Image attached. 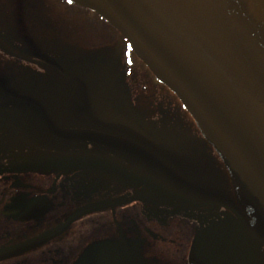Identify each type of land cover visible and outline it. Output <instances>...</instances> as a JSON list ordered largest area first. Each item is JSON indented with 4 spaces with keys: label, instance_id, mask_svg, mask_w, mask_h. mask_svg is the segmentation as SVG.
<instances>
[{
    "label": "flooded vegetation",
    "instance_id": "flooded-vegetation-1",
    "mask_svg": "<svg viewBox=\"0 0 264 264\" xmlns=\"http://www.w3.org/2000/svg\"><path fill=\"white\" fill-rule=\"evenodd\" d=\"M33 16L29 5L0 6V264H264V247L254 259L236 251L248 219L216 153L198 134L189 142L177 136L175 118L166 131L133 106L126 70L132 60L146 69L117 32L94 15L99 49L52 52L34 40ZM38 105L79 114L100 108L132 121L233 211L149 205L139 200L141 189L92 172L11 170V145Z\"/></svg>",
    "mask_w": 264,
    "mask_h": 264
},
{
    "label": "water",
    "instance_id": "water-1",
    "mask_svg": "<svg viewBox=\"0 0 264 264\" xmlns=\"http://www.w3.org/2000/svg\"><path fill=\"white\" fill-rule=\"evenodd\" d=\"M116 30L193 120L226 169L248 224L243 260L264 247V0H63ZM20 172L84 171L141 189L149 205L227 200L181 173L156 140L116 113L38 105L11 145ZM238 258V257H237Z\"/></svg>",
    "mask_w": 264,
    "mask_h": 264
},
{
    "label": "rangeland",
    "instance_id": "rangeland-1",
    "mask_svg": "<svg viewBox=\"0 0 264 264\" xmlns=\"http://www.w3.org/2000/svg\"><path fill=\"white\" fill-rule=\"evenodd\" d=\"M1 4L29 5L30 10H34V40L52 52L96 50L103 45V34L95 23V16L61 0H0ZM8 25H11L10 20ZM135 62L132 60V68L126 70L127 77L123 81L133 106L142 117L155 122L158 117L156 125L166 131L171 127L170 119L175 118L177 136L187 138L186 141L192 140L193 137L188 138L190 135L199 136L193 120L176 98Z\"/></svg>",
    "mask_w": 264,
    "mask_h": 264
},
{
    "label": "trees",
    "instance_id": "trees-1",
    "mask_svg": "<svg viewBox=\"0 0 264 264\" xmlns=\"http://www.w3.org/2000/svg\"><path fill=\"white\" fill-rule=\"evenodd\" d=\"M65 3V2H64ZM202 142L204 143V145H206V147L209 148V146L206 144V142L201 138ZM210 149V148H209Z\"/></svg>",
    "mask_w": 264,
    "mask_h": 264
}]
</instances>
